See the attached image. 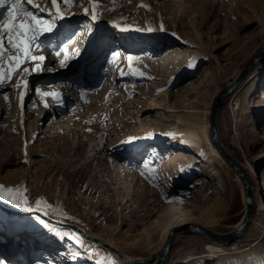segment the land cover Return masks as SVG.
Listing matches in <instances>:
<instances>
[{
    "label": "rangeland",
    "instance_id": "1",
    "mask_svg": "<svg viewBox=\"0 0 264 264\" xmlns=\"http://www.w3.org/2000/svg\"><path fill=\"white\" fill-rule=\"evenodd\" d=\"M23 2L29 11H37L27 0ZM50 2L34 0L46 9L41 13L45 18L48 9L56 11ZM57 7L65 19L58 21L53 33L41 37L43 44L33 52L34 56L46 57L42 70H32L36 61L22 63L20 69L28 67L29 73L14 74L11 82L6 78L0 84L5 109L0 116V180L13 184L25 179L31 199L55 203V206L49 204L50 212L58 222L77 223L100 237H108L131 258L145 257L159 249L156 240L149 245L138 239L150 229L147 227L168 201L179 202L202 215L206 224L201 226L209 230L231 231L245 210L241 186L235 171L208 155L203 142L197 151L178 148L176 152L168 146L170 139H165L151 142L137 153L133 151V144L124 141L127 126L131 130L134 121L117 126L118 132L102 133L99 143L92 144L91 133L70 128L64 120L69 118L80 125L87 123L84 119L90 109L82 106L80 99H73L81 92L86 94L92 107L102 102L103 109L95 114L103 119L112 112L110 108L116 102L127 110L133 101L142 102L151 96L165 97L175 104L190 101L202 111L210 108L208 103L213 91L227 86L249 59L264 51V0H106L96 12L98 20L93 23L90 36L83 27L92 14L90 11L85 14L88 9L85 0H72ZM110 18L136 28L151 27L153 32L121 33L110 26ZM99 20L102 22L98 26ZM161 25L175 35L157 33ZM68 30L82 34L68 46L67 66L62 67L59 60L64 54L57 56L56 46ZM77 47L81 52L74 56L71 50ZM185 47L189 52L184 55ZM113 50L123 55L109 63ZM128 55L132 56L131 61L127 60ZM44 65L47 70H43ZM121 70L124 76L120 75ZM13 81H19L23 88L25 82L28 85L19 104ZM262 91L264 55L235 90L222 99L216 114L221 144L249 172L251 180L254 176L264 178V138H258L259 133L264 136V95L259 96ZM45 92L62 94L64 104L57 106L51 96L43 95ZM118 111L116 107L112 113L115 115ZM95 129H99L97 125ZM32 131L39 134L34 140L29 139ZM129 137L132 136L128 134ZM22 148L30 153L29 165L22 156ZM185 154H195L194 160L205 163L209 170L147 177L141 184L148 189L146 193L127 191L119 183V172L114 170L115 162L123 165L137 159L157 163L170 157L183 161ZM262 192L264 197V186ZM26 214L24 208L0 205V249L8 248L11 260L27 257L30 250L27 248H36L43 260L56 257L63 248L49 233L29 236L23 227L16 229L10 220ZM30 214L39 215L34 211ZM209 240L197 232L172 233L165 261L249 264L250 259L264 258V213L254 209L243 232L232 241H222V251L210 252L206 248ZM109 251L96 247L93 255L102 256ZM62 257L63 264H74L78 257L84 256L79 252L71 260L66 253ZM58 261L61 262L59 258ZM80 264L96 263L90 257L82 259Z\"/></svg>",
    "mask_w": 264,
    "mask_h": 264
},
{
    "label": "bare ground",
    "instance_id": "2",
    "mask_svg": "<svg viewBox=\"0 0 264 264\" xmlns=\"http://www.w3.org/2000/svg\"><path fill=\"white\" fill-rule=\"evenodd\" d=\"M103 1H106V0H85L88 10L90 11V14L92 13L93 6L95 5V11L97 12L98 8L102 5ZM106 8H108V6H106ZM111 19L112 18H110L109 23L112 28H114L112 26L114 23L119 24L121 26L130 25L129 23H125L123 21H117V20L114 21ZM100 22H102V20L98 21L97 23L98 26ZM130 26L134 29L136 28L132 25ZM157 33H162L161 34L162 36H169V37H173V34H174L171 30L165 29V28L162 31L159 29ZM183 52H184V55L188 54L189 48L185 47ZM194 52L196 51L194 50ZM258 61H260V59L257 60L256 62ZM254 64H252L251 67H249V69L246 71L245 74L251 71V68H253ZM11 81L12 79L9 80V82ZM13 83L15 84V86L17 85L16 81H13ZM231 83L232 82H230L227 86H225L222 89H215L211 95V101H209L208 104L211 106V102L213 98L220 91L228 87ZM235 88L233 90H235ZM16 90H17L16 102L19 104L21 100L20 93L22 91L25 92V87L23 88V85L19 83V86L18 87L16 86ZM263 95H264V91H262L259 96H263ZM73 99L74 100L80 99L79 100L80 104H82V106H86L88 110L90 109L89 110L90 112H88L89 116L84 119L87 123L85 125H80V124H77L74 120L67 118L66 120H64V124H66L70 128L80 129V130L86 131L87 133H91L92 134V144L99 143V141L101 140L102 133H109L112 130H115L116 132H118L117 126L122 127L126 125V123L128 125V122L134 121V124L131 130H129L127 126V137H124L125 138L124 141L128 140V134L131 135L132 137L139 138L135 140L134 143H132L134 146L133 148L134 152L139 153L143 150V148H145L151 142H154V143L161 142V140H165V139H170V143H168V146H170L171 149H173L176 152L178 148H188L190 150L197 151L198 149L201 148V143L203 142L205 144L208 155H210L219 164L228 166V164L223 160V158L219 155V153L217 152V150L214 148V146L211 143V140L209 137V121H208V114H209L210 108L208 107L205 108L204 111H202L199 109V106H197L196 104L190 101L185 102V103L175 104L169 100H166L165 97L158 98L157 96H151V97L146 98L142 102L133 101L132 106H128L127 110H123L122 104L120 102H116L115 106H111L110 109L113 112V110L116 109V107H119L120 111H118V113L115 112L116 113L115 115L112 112L108 113L106 114L107 117L103 119L95 114L97 110L101 111L103 109L102 108L103 105L101 101H98V104L95 107H92L89 104V100L87 99L86 94L82 92L80 95H78V97L77 95L76 97L74 96ZM97 107L98 109H96ZM3 113H5V109H4V106L0 98V116ZM105 124L107 126L104 128ZM96 125L99 128L98 130L95 129ZM217 132H218V129H217ZM149 134H152V135L149 136ZM38 135H39L38 133H35L34 131H32L29 135V139L34 140L35 138L38 137ZM218 137H219V134H218ZM258 138L262 139L264 138V136L261 133H259ZM22 149H23L22 156L24 157L25 163L26 165H29L30 153L28 150H24V148ZM183 157H184L183 161H177V159L170 157L169 159H166L165 161L157 162V163L153 161H148V163H145V161H139L137 159H131L130 161L126 162L123 165L117 164L115 162L114 170L119 172L118 173L119 181H120L119 183L123 184V186L126 188L127 191L136 190L142 193H146L148 190L144 185H141L147 177H150V176L164 177V176H170V175H176V174L184 175L188 173L207 172L209 170L208 165H206L205 163H197L194 160V157H196L195 154H185L183 155ZM236 163L238 165V169L241 171L245 180L249 184L250 197H251V202L253 205V210L254 209L259 210L260 213H264V197H263V192H262V187L264 186V178L254 176V180L253 178L251 180L249 172L242 165H240L237 161ZM235 178L240 183L242 201H243V205L246 210V204L244 201L243 183L236 172H235ZM261 179L263 182H261ZM0 184L4 185L6 188H20L21 190L26 189L25 179H20L14 182L13 184H8L7 182L5 183L4 181L0 180ZM24 194L28 197L29 203L34 206L35 201L37 199H31V196L29 195L28 191L24 192ZM49 204L51 206H55L53 205L55 203L47 204V203L41 202V207L48 208ZM0 205L6 206L7 208H11V209L21 208V207H18L12 204L10 200H0ZM59 207L63 208V205L59 204ZM245 210L243 214L245 213ZM253 210H252V213H253ZM48 211H49V214L48 216H46L47 218L59 221L57 218L54 217V215H52V213L50 212V208L48 209ZM25 212L28 214L21 215L17 218L10 217V220L12 221V223L15 224V228L23 227L24 232L28 233L29 236L31 235L35 236L41 233H49L59 244L62 245L63 249L57 252L56 257L54 258L47 257L45 260H43L38 254V251H36V248H32V249L27 248V249H30L27 257H25L24 259H18L16 257V260H11L12 258H9L10 256H8L9 253L7 252V250L9 249L3 247L0 249V260H3L5 264H63L62 262L64 259L62 256L64 253L68 254V257H69L68 260H71L72 257H75V256L78 257L79 252H81V256H84V257L83 258L78 257L77 259L78 261L75 262L74 264H80L82 259H89L90 257L96 264H97V261H101L102 264H111L113 261H117L122 264H127V262H123L120 256H118L113 250L109 248H107L110 250L109 253L105 255H102V256L93 255L96 247H104V246L95 244L90 239L80 237L78 234H75L73 231H71V228H66L62 225L54 224L48 221H46L47 226H45V223L43 222L45 221L43 219L44 215L42 212L39 213V216L42 215L41 216L42 218L40 220L36 219L37 215L30 214L26 210ZM239 221L235 224V226L239 223ZM183 223H191V224L201 226V225H205L206 221L202 219V215L195 214L191 208L179 202H176V201H168L166 205L162 209L159 210L156 218L152 221L151 225L147 227L150 229H147L146 231H144V233L138 239V241H141V242H144L150 245V244H153L154 241L156 240L157 241L156 248L158 247L160 248L170 228L177 226L179 224H183ZM75 225H77L79 229L82 230L86 236H91L94 238L96 237L101 238L102 241L100 239L99 240L102 243L118 250L124 258L132 259L125 252L120 250L116 242H114L110 238L100 237L99 234L97 233H93L92 231L86 228H81V226L78 225L77 223H75ZM6 229H9V228H6ZM186 232L189 233L191 231H187L183 229H175L173 230L172 233L177 234V233H186ZM74 237H79V240H81L82 243L78 242V240L74 239ZM62 238H66L67 241L63 242ZM68 242H70V244ZM206 248L209 249L210 252L222 251L224 248V243L221 241H215L211 239L206 243ZM58 258L60 259L61 262L58 261ZM8 259H10L11 262H9ZM256 261H257V264H264L263 257H260L258 260L250 259L249 264H255ZM164 264H175V263L174 262L168 263V260H167L165 261Z\"/></svg>",
    "mask_w": 264,
    "mask_h": 264
},
{
    "label": "snow or ice",
    "instance_id": "3",
    "mask_svg": "<svg viewBox=\"0 0 264 264\" xmlns=\"http://www.w3.org/2000/svg\"><path fill=\"white\" fill-rule=\"evenodd\" d=\"M72 0H51V5L53 8H56V11H51L48 9V17L45 18L41 13H44L46 9L41 7L39 4L34 3V0H27V4L31 5L33 8H36V12L29 11L23 2V0H0V84H3L5 79H10L14 74H27L30 69L24 67L20 69L22 63H27L29 61H36L34 68L32 69L35 72L42 70V64L45 62L46 57L43 55L34 56L33 52L38 50L39 47L43 44V37L45 34L53 33L55 29L58 28V21L65 19V16L61 13L58 4L64 3L69 4ZM89 12L88 9H85V14ZM98 20L96 15L95 5L92 9V14L90 16L89 22L84 25L88 30V35L90 36L93 32V23ZM114 29L121 33H127L131 31H140V32H153V28H132L130 25L121 26L119 24L112 25ZM164 26H160L162 31ZM82 33L76 30H68V34L60 41V44L56 46L57 51L56 55L60 56L63 52L64 58L59 60V63L62 67H66V61L69 59V45L75 42V38L80 36ZM175 35V34H173ZM6 45L8 47H6ZM62 46V48H61ZM74 56H79L81 49L79 47L71 50ZM7 55V63L4 62V56ZM123 53L119 50L111 51L109 63H113L118 57L122 56ZM127 60L131 61L132 56L128 55ZM191 67L192 65H188ZM5 69H7L5 73ZM20 70L19 73L17 70ZM43 70H47V66L44 65ZM120 75L124 76L125 72L120 71ZM17 87L19 86V81L17 82ZM24 87L27 88V82H25ZM44 96H51L53 98V103L57 106H62L64 104V99L62 94L54 92H45ZM25 92L20 93L21 101L23 102ZM7 100L8 98L5 97ZM48 107L49 105H45ZM23 107V104H22ZM152 134H149L151 136ZM139 139L138 137H129L126 143L132 144L135 140ZM148 163V161H145ZM27 190H21L20 188H6L4 185H0V200H10V202L18 207L24 208L29 213L33 211L37 213H43L46 217L49 214L48 208L41 207V200L37 199L35 205L29 203L28 197L24 194ZM37 220H40L39 215L36 216ZM45 226L47 222L43 221ZM78 242L82 243L79 240V237H74ZM0 264H5L3 260H0ZM97 264H102L101 261H97Z\"/></svg>",
    "mask_w": 264,
    "mask_h": 264
},
{
    "label": "water",
    "instance_id": "4",
    "mask_svg": "<svg viewBox=\"0 0 264 264\" xmlns=\"http://www.w3.org/2000/svg\"><path fill=\"white\" fill-rule=\"evenodd\" d=\"M263 55H264V51L260 52L259 54L254 56L252 59H250L247 62V64L244 66V68L240 71V73L237 75V77L232 81V83L228 87H226L224 90L220 91L213 98L211 102L209 114H208L209 137H210L211 143L214 146V148L217 150L219 155L223 158V160L238 174L239 178L241 179L243 183V187H244V201L246 204V210H245V213L242 215L239 223L231 231L227 233H218V232H214L200 225H195L191 223L179 224L177 226L170 228V230L168 231L166 235L164 242L162 243L160 248L156 250L155 252L145 257H134L132 259H126L120 254L118 250L102 243L99 239L91 237V236H86L76 225L68 224V223H61V222L49 219L47 217H44V219L51 223L62 224L64 226H68L72 230L77 231L78 234L81 235L83 238L90 239L95 244H99L101 246H104L105 248H109L113 250L118 256H120L123 262L131 263V264H138V263H145V262H153V264H164L168 251H169V247H170L171 235H172L173 230L175 229H183V230H187L191 232H197L212 240L221 241V242L222 241L229 242L237 238L243 232L245 226L249 222V218L253 210V205H252L251 197H250L249 184L245 180L241 171L238 169V165L236 161L227 152V150L223 147V145L221 144L219 140L218 132H217V124H216V114H217V109H218V106L221 100L225 96H227L235 87H237V85L245 77L246 75L245 73L249 69V67H251V65L254 64L257 60H259Z\"/></svg>",
    "mask_w": 264,
    "mask_h": 264
}]
</instances>
